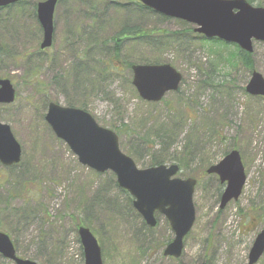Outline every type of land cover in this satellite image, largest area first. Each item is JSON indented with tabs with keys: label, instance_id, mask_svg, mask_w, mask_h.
I'll list each match as a JSON object with an SVG mask.
<instances>
[{
	"label": "rangeland",
	"instance_id": "1",
	"mask_svg": "<svg viewBox=\"0 0 264 264\" xmlns=\"http://www.w3.org/2000/svg\"><path fill=\"white\" fill-rule=\"evenodd\" d=\"M44 1L0 11V78L16 91L14 103L0 105V123L11 128L23 152L18 165L0 163V233L11 238L20 258L37 264H84L78 222L98 239L103 264H249L264 231V99L246 92L252 71L232 58L233 45L203 41L187 22L114 5L129 0H60L53 45L41 51L34 8ZM259 4L264 0L254 2ZM125 24L153 35L124 43L122 61H158L182 75L178 91L160 103L141 99L123 64L113 62L119 73L104 71L111 40ZM216 51L231 64H218ZM252 58L253 70L264 77V42H254ZM209 74L215 86L204 85ZM49 103L71 104L117 133L120 147L141 169L150 167L162 144L165 165L184 157L188 165L178 177L197 180L196 221L179 259L163 254L174 238L164 216L157 214L156 227L147 226L114 187L112 173L82 166L56 137L45 120ZM162 129L171 134L164 142L157 139ZM233 150L241 155L246 183L240 198L221 210L226 185L205 170ZM0 264L14 263L0 256ZM256 264H264V254Z\"/></svg>",
	"mask_w": 264,
	"mask_h": 264
},
{
	"label": "water",
	"instance_id": "2",
	"mask_svg": "<svg viewBox=\"0 0 264 264\" xmlns=\"http://www.w3.org/2000/svg\"><path fill=\"white\" fill-rule=\"evenodd\" d=\"M25 0H0V9ZM59 0H46L37 6L38 21L43 30L41 50L51 48L54 37V13ZM153 13L177 19L195 26L194 32L208 40L218 39L253 53L254 42H264V7H254L247 0H135ZM132 84L146 102L159 103L166 94L177 91L182 75L171 65H134ZM246 91L264 98V77L253 72ZM16 91L9 79L0 78V105H10ZM45 120L56 137L67 144L78 162L99 174L107 172L116 177L119 188L133 198V207L146 225H157V214L166 218L174 239L165 249L166 257L180 258L184 240L196 221L195 179L177 177L179 166L160 165L139 169L135 161L120 147L118 135L97 124L87 112L50 103ZM22 147L11 128L0 123V163L5 167L18 165ZM218 176L226 189L220 209L242 195L246 183L240 153L230 152L217 165L207 170ZM85 264H103L98 240L86 227L78 229ZM264 254V231L260 232L249 255V264H256ZM0 255L15 264H37L21 259L10 237L0 233Z\"/></svg>",
	"mask_w": 264,
	"mask_h": 264
},
{
	"label": "trees",
	"instance_id": "3",
	"mask_svg": "<svg viewBox=\"0 0 264 264\" xmlns=\"http://www.w3.org/2000/svg\"><path fill=\"white\" fill-rule=\"evenodd\" d=\"M251 5H254V2H256V0H247ZM28 4L27 1L23 2V3H20V4H17L16 6L17 7H25L26 5ZM115 7H118L117 10H125V11H129L131 12V9L133 7H136L138 8V11L139 12H143V11H146L147 9L145 7H143L141 4L139 3H136L134 0H129L127 3H116L114 4ZM262 5L264 4H259V6L257 7H262ZM14 6H11V7H8V8H12ZM37 7V6H36ZM36 7L34 8V14L36 16ZM8 8H5V9H1L0 11H4ZM149 11V10H148ZM191 31V30H190ZM153 33L152 31L151 32H147V31H143L142 28L140 27H136V26H129L128 24H125L120 30L119 32H117L113 39L111 40V42L114 43V49H113V52L111 55H109L110 57V62H109V65H107V67L105 68L104 71L106 70H111L113 72H117L119 73L120 71H122L119 67L115 66L113 62H118L119 64H123V66L126 68V69H131V67L133 65H135L134 63H131V62H127V61H122L121 60V53H122V46L124 43L128 42V41H131V40H150V36L149 35H153L151 34ZM172 40H169L168 42L169 43H173V37H171ZM174 40H175V37H174ZM204 41V40H203ZM107 42V41H106ZM215 45H224L226 46L225 44H222L218 41H213L211 42ZM104 46H106V43L104 44ZM234 47V51L235 53L232 55V58L235 57L238 62H241L242 65L246 66L250 71H254L253 68H254V65H253V58H252V54H249V53H245L243 51H241L238 47L236 46H233ZM6 50V49H5ZM4 51V46L1 45L0 43V53ZM214 55H216V58H217V63L219 64L220 63H224V62H228L229 63V59L227 57H225L223 54H221L219 51H216V52H212ZM139 64L141 65H157V64H160L158 61H153V60H141L139 61ZM216 64V65H218ZM231 64V62L229 63ZM215 68V66H214ZM217 80L215 79V77H213L212 74H209L207 76V79L206 81H204V85H207V84H210V85H214L216 84ZM218 85V84H217ZM164 101V100H163ZM68 107H74L73 105L69 104ZM190 119H192V117H189ZM164 132L161 133L159 132L157 134V139L161 142H164V140H166L168 137L171 136L170 132L165 131L164 129H162ZM149 139H145V143L144 145H147L146 143L149 142L148 141ZM163 147H161V151H158L153 157H152V160L150 161V167H156V166H160V165H165L166 162H167V159L168 158V155H167V148L165 147V144H162ZM150 147H148L147 149H149ZM122 149V148H121ZM128 156L131 157L130 154L126 153ZM177 161V164L179 165L180 167V174H183V172L186 171V167L188 165V163L185 161L184 157L182 158H179L176 160ZM208 169V168H207ZM207 169L205 170V172L207 171ZM114 179H112L113 181ZM114 183V187L115 188H118V185L115 181H113ZM123 193L126 195V197L128 198L129 202H130V206H132V198L126 193L123 191ZM80 226H84V222L80 223L78 222L76 224V227L79 228Z\"/></svg>",
	"mask_w": 264,
	"mask_h": 264
}]
</instances>
